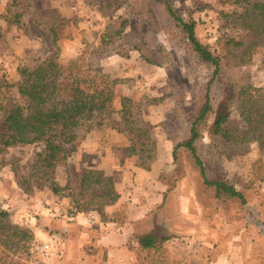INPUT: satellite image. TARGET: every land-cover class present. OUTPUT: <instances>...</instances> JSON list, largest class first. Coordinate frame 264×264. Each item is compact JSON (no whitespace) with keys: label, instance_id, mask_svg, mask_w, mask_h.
<instances>
[{"label":"rangeland","instance_id":"rangeland-1","mask_svg":"<svg viewBox=\"0 0 264 264\" xmlns=\"http://www.w3.org/2000/svg\"><path fill=\"white\" fill-rule=\"evenodd\" d=\"M166 1L186 21H196L197 37L217 54H223L227 38L241 33L236 17L224 16L242 12L235 4L222 0ZM12 2L23 13L20 24L6 20L11 16L7 8ZM106 3L0 0V81L15 85L13 96L17 98L16 88L22 79L19 70L38 65L54 52L51 28L57 33L64 63L85 54L87 64L101 67L119 81L112 111L103 126L89 133L80 131L77 152L56 165L57 182L61 186L70 183L73 196L54 195L40 179L30 180L28 193L17 183L16 173H31L42 144L10 148L0 154V209L10 213L14 224L34 234L26 251L22 247L8 251L0 242V264H35L41 258L32 256L30 245L46 240L55 248L51 264H66L70 236L52 226L74 223L70 218L72 201L79 194L86 169L102 170L113 179L119 194L116 203L84 213L85 233L72 235L77 237L74 251H82L79 240L88 241L84 250L98 260L97 264L110 258L107 248L95 243L101 233L112 238L132 234L134 264H264V147L256 141L226 143L212 136L215 114L209 116L208 128L198 143L209 178L236 186L244 193L245 203L217 199L185 151H179L174 162L173 149L189 137L213 68L199 59L163 4L121 0L116 7L103 10ZM123 20H128V25L118 38L116 31ZM104 36L112 41L104 43ZM247 82L262 90V98L253 92L255 100L262 101L264 43L250 65L223 66L211 91L216 110L227 101L230 104L238 85ZM123 97L130 98L143 120L154 127L151 135L156 154L150 171L140 168L138 157L127 152L130 137L122 129L119 114ZM233 116L240 129L248 128L235 108ZM1 132H7V127L0 122ZM146 233L171 240L145 252L136 242Z\"/></svg>","mask_w":264,"mask_h":264},{"label":"trees","instance_id":"trees-1","mask_svg":"<svg viewBox=\"0 0 264 264\" xmlns=\"http://www.w3.org/2000/svg\"><path fill=\"white\" fill-rule=\"evenodd\" d=\"M106 1L103 10L116 7L121 0ZM155 1L165 6L199 59L213 68L205 101L191 125L189 137L175 145L173 160L177 162L179 151H185L199 170L204 185L214 189L217 199H235L245 203L244 193L236 186L209 178L199 155L198 143L203 137V130L208 128L209 116L215 114L212 136L226 143L256 141L262 149L264 147V97L258 101L253 94L256 92L262 98V90H256L258 88L248 82L238 85L239 89L229 98L230 104L227 101L219 110H216L211 96L212 87L222 74L223 66L231 63L234 68L250 65L264 43V2L222 0L224 4L232 3L242 9V12L224 13L226 17H236L241 33L236 38H227L223 54H217L197 37L195 20L186 21L166 0ZM7 10L11 15L6 18L9 23H22L23 13L17 9L16 2L9 4ZM127 25L128 20L120 23L116 31L118 38ZM51 34L54 52L38 65L19 70L22 79L16 88L17 98L12 95L15 85L0 81V122L7 127V132L0 133V154L10 148L42 144L43 149L36 154L31 173L26 176L16 173L17 183L28 193L31 191L30 180L40 179L49 185L54 195L70 197L74 195L70 183L61 186L56 180V165L77 152L80 131L89 133L103 126L104 119L112 111L115 86L119 81L111 79L101 67L94 68L87 64L85 54L64 63L53 28ZM107 37H103L104 43L112 41ZM120 105V124L130 137L127 152L130 156L138 157L140 168L150 171L156 154V141L151 135L154 127L143 120L130 98L123 97ZM234 108L247 129H240L234 122ZM118 199L119 194L111 177L100 169H86L81 176L79 194L72 201L71 214H84L114 204ZM33 239L31 230L14 224L10 213L0 209V242L6 250L22 247L26 251ZM170 240L164 237L159 240L153 233H146L137 239V243L140 250L150 252Z\"/></svg>","mask_w":264,"mask_h":264},{"label":"crops","instance_id":"crops-1","mask_svg":"<svg viewBox=\"0 0 264 264\" xmlns=\"http://www.w3.org/2000/svg\"><path fill=\"white\" fill-rule=\"evenodd\" d=\"M94 218V216H92ZM72 219L74 220V223H64L61 226H56L53 224V228H60L61 231L68 232L67 236H70V239L68 242L69 245V252L70 257H68L65 262L66 264H97L98 261L96 258H93V256H90L87 254V252L84 250L85 244L88 242H85V240H79L80 246L82 251H74V242L76 241L77 237H72L73 233H85L86 224L85 221L86 215L85 214H77L73 215ZM89 225V224H88ZM97 227V226H96ZM98 231V230H97ZM100 235V239H96L95 243L98 245V247H106L108 250V254L110 258H108L107 262L104 264H134L136 261L135 255L132 252V247L130 245V242L132 240L131 237L132 234L130 233H124L123 235H115L114 238L110 235ZM90 235V234H88ZM92 241V240H91ZM89 241V242H91ZM74 244V245H73ZM79 245V243H78ZM136 245L138 243L136 242ZM71 250V251H70ZM80 252V253H79ZM113 256V258H111Z\"/></svg>","mask_w":264,"mask_h":264},{"label":"built area","instance_id":"built-area-1","mask_svg":"<svg viewBox=\"0 0 264 264\" xmlns=\"http://www.w3.org/2000/svg\"><path fill=\"white\" fill-rule=\"evenodd\" d=\"M73 215L71 214V219ZM54 244L51 241H34L30 245V253L35 258L40 257L41 260L36 262L35 264H51L54 256Z\"/></svg>","mask_w":264,"mask_h":264}]
</instances>
